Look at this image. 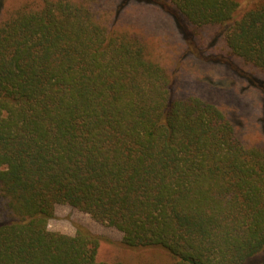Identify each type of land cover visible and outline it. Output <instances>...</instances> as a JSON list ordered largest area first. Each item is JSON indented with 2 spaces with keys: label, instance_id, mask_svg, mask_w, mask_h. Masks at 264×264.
Listing matches in <instances>:
<instances>
[{
  "label": "trees",
  "instance_id": "1",
  "mask_svg": "<svg viewBox=\"0 0 264 264\" xmlns=\"http://www.w3.org/2000/svg\"><path fill=\"white\" fill-rule=\"evenodd\" d=\"M153 1L24 0L1 19L0 264H127L103 259V237L84 225L51 230L57 204L165 264H264V140L246 142L220 106L179 91L178 64L130 24L131 4ZM162 6L198 59L264 70V0ZM161 12L148 28L171 25Z\"/></svg>",
  "mask_w": 264,
  "mask_h": 264
},
{
  "label": "rangeland",
  "instance_id": "2",
  "mask_svg": "<svg viewBox=\"0 0 264 264\" xmlns=\"http://www.w3.org/2000/svg\"><path fill=\"white\" fill-rule=\"evenodd\" d=\"M103 1V0H102ZM107 3L114 0H106ZM121 1V0H120ZM24 0H2L0 4V21L4 16ZM165 0H155L153 4L132 5L128 14L132 15L130 24L141 30L154 55L161 63L178 64L176 71L181 82V93L199 95L220 106L234 122L242 137L248 143L264 140V90L257 88L242 72L251 74L256 80L264 81V70L229 61L222 56L210 58L212 51L221 54V42L211 49L204 50L207 62L198 59L197 49L186 38V33L178 32L173 24V14L162 6ZM108 6L100 5V9L108 12ZM162 11L160 17L169 19L170 26L148 28L149 19L156 12ZM174 21V19H173ZM188 31V36H191ZM194 39V38H193ZM193 41V40H192ZM191 45L183 57L179 52L185 45ZM192 51V52H191ZM225 52V51H224ZM223 52V53H224ZM222 53V54H223ZM203 54V53H202ZM203 59V60H205ZM175 62V63H174ZM2 215L0 203V216ZM81 224L93 233L103 237L101 257L109 261L121 260L127 264H165L169 256L157 250L134 251L125 249L122 232L117 228L94 219L89 213L69 204H57L55 214L49 221V228L67 234H75L76 225Z\"/></svg>",
  "mask_w": 264,
  "mask_h": 264
}]
</instances>
